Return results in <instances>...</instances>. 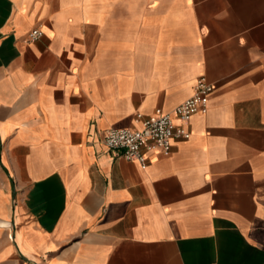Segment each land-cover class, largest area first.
<instances>
[{"label":"crops","instance_id":"crops-1","mask_svg":"<svg viewBox=\"0 0 264 264\" xmlns=\"http://www.w3.org/2000/svg\"><path fill=\"white\" fill-rule=\"evenodd\" d=\"M199 76L169 155L103 145ZM0 264H264V0H0Z\"/></svg>","mask_w":264,"mask_h":264},{"label":"built area","instance_id":"built-area-1","mask_svg":"<svg viewBox=\"0 0 264 264\" xmlns=\"http://www.w3.org/2000/svg\"><path fill=\"white\" fill-rule=\"evenodd\" d=\"M42 35L39 29H34L30 32L29 39L34 41ZM212 92L213 85L205 76H199L192 96L179 104L172 114L160 109L154 110L150 115L136 113L134 117L137 127L109 129L103 134L102 143L126 161L135 162L141 169H145L148 164L145 154L160 152L167 156L171 152L173 140L190 138L189 122L196 114H206Z\"/></svg>","mask_w":264,"mask_h":264}]
</instances>
